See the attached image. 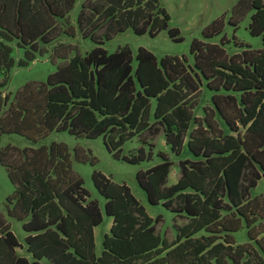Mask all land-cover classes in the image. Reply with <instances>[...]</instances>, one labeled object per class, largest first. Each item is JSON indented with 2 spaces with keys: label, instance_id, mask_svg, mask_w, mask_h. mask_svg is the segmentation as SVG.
<instances>
[{
  "label": "trees",
  "instance_id": "trees-1",
  "mask_svg": "<svg viewBox=\"0 0 264 264\" xmlns=\"http://www.w3.org/2000/svg\"><path fill=\"white\" fill-rule=\"evenodd\" d=\"M74 3L0 0V89L14 66H28L50 45L55 66L45 82H27L13 95L0 90V136L17 134L38 144L0 149V164L14 188L6 197V215L25 232L22 244L0 212V264H264V193L250 196L264 179V0H238L229 20L236 26L238 16L252 9L247 28L261 38L262 48L235 40L245 48L229 55L225 36L219 42L193 39L192 65L184 56L157 60L143 47L133 57L127 46L110 53L102 46L129 28L149 37L166 30L181 41L158 0H84L76 29L68 19ZM223 27L219 17L202 37L209 40ZM76 33L94 44L84 55L73 44H55L61 34ZM202 85L210 105L196 116ZM159 129L170 153L192 157L178 160L180 176L167 191L160 186L173 163L165 153L158 152L159 163L136 172L150 204L187 220L174 225L176 238L169 245L156 233L160 217L147 215L125 183L92 171L102 210L72 171L67 147L42 143L52 132L101 137L114 158L137 164L153 156V145L141 136ZM135 137L148 151L141 145L121 155L122 145ZM73 156L97 162L79 149ZM102 211L111 225L95 256L93 230ZM243 224L249 243L236 244L233 234ZM17 248L28 256L18 255Z\"/></svg>",
  "mask_w": 264,
  "mask_h": 264
},
{
  "label": "rangeland",
  "instance_id": "rangeland-1",
  "mask_svg": "<svg viewBox=\"0 0 264 264\" xmlns=\"http://www.w3.org/2000/svg\"><path fill=\"white\" fill-rule=\"evenodd\" d=\"M84 0H75L74 6L68 14V19L71 25L76 29L75 21L77 14L80 10L81 3ZM161 7H163L169 14L170 27H175L179 30L178 36L182 38L181 41H173L167 34L166 30H162L156 37H149L147 34L136 35L129 28L122 33L115 34L111 39L104 42L102 45L107 52H113L118 47L127 46L132 51L133 57L139 47H143L152 52L157 60L165 55L182 56L187 58V63L193 64V56L189 52L190 43L193 39H200L209 42H219L225 36L229 40L224 47L230 55L234 52H239L244 47L235 45L234 41L249 45L253 49H260L263 47L261 38L259 36H252L248 31V23L250 15L253 10H248L245 14L238 16L236 26L229 23L234 13L235 5L238 0H158ZM236 16V15H234ZM223 17L224 27L219 35L206 40L202 37V30L213 20ZM61 24V22H59ZM60 24H58V33L61 31ZM70 43L76 46L79 54L84 55L93 46V42L88 38H83L79 33L75 37L68 38L65 35L59 37L55 42ZM53 45L47 48V52L43 56H38L33 62L29 63L26 67L14 66L11 71L7 73V85L1 88L2 95L11 92L13 95L27 82H45L49 73L54 72L55 66L49 60L50 50ZM16 51V50H15ZM17 52V51H16ZM22 55L20 52L15 53V59L18 60ZM136 64L133 59V65ZM2 79V77H0ZM201 97L199 107L194 111L196 116H201V107L209 106V96L201 87ZM148 143L152 144V159L149 161H141L137 164L128 163L122 159L114 158L105 148L102 138L97 137L94 139L76 138L67 132H52L42 143L49 145L52 142L64 144L69 152L72 171L83 180V187L88 191L89 199L97 200L99 206L103 210L104 198L98 193L91 180V173L93 170L102 172L106 177L110 178L116 183H125L131 190V193L144 207L147 215L152 218L160 217L159 222L156 224V233L159 234L161 239L166 240L169 245L175 241L176 229L174 225H183L186 219L183 217L175 216L174 213L164 208L161 204L152 205L148 202L144 190L139 186L136 179V172L144 170L153 166L161 161L157 155L158 152L165 153L172 161L167 178L162 182L161 191H167L173 184L176 183L180 176L178 168V160L189 158L191 155L185 151L178 157L170 153L169 148L165 145L162 129L158 131H147L142 136ZM38 144H33L26 138L17 134H4L0 136V149L5 146H11L16 150H23L25 148H35ZM144 146L148 151L147 145L141 144L138 138H132L122 145L121 155H130L137 147ZM79 149L89 157V154L95 157L96 163L79 162L74 159L73 152ZM13 185L9 181L4 167L0 164V212L5 216L8 223H10L11 231L15 234L20 242H23L25 232L21 228V222L9 218L6 215V197L13 193ZM264 193V179L258 180L257 185L250 190V196H258ZM102 222L95 227L94 231V253L99 256L102 250V239L104 234H109L111 219L102 211ZM236 244L249 243L246 227L243 224L237 232L233 234ZM264 261V255L261 253Z\"/></svg>",
  "mask_w": 264,
  "mask_h": 264
},
{
  "label": "crops",
  "instance_id": "crops-1",
  "mask_svg": "<svg viewBox=\"0 0 264 264\" xmlns=\"http://www.w3.org/2000/svg\"><path fill=\"white\" fill-rule=\"evenodd\" d=\"M95 231V228H94V230H93V232ZM20 242V241H19ZM20 243H22L23 244V242H20ZM16 251H17V254L18 255H24V256H28L27 254H26V252H25V249L24 248H17L16 249Z\"/></svg>",
  "mask_w": 264,
  "mask_h": 264
}]
</instances>
